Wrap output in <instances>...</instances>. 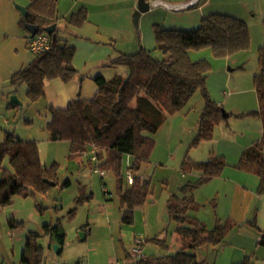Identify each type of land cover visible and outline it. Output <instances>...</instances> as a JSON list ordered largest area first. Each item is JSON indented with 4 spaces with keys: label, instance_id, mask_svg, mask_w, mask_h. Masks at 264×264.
Returning a JSON list of instances; mask_svg holds the SVG:
<instances>
[{
    "label": "trees",
    "instance_id": "trees-1",
    "mask_svg": "<svg viewBox=\"0 0 264 264\" xmlns=\"http://www.w3.org/2000/svg\"><path fill=\"white\" fill-rule=\"evenodd\" d=\"M201 1V0H200ZM57 0H29L26 15L20 19V27L34 25L39 28L35 35L46 34L47 27L58 21ZM200 3V2H199ZM199 7V4L196 6ZM87 22V10L81 8L66 21V27H81ZM58 29L47 34L50 41L48 51L39 52L25 67L15 72L8 80L14 90L20 85L26 86L28 105L41 100L47 81L58 79L68 83L77 76L72 64L75 49L67 44L65 38L55 36ZM64 33L67 30L63 31ZM33 36H30V38ZM74 37L79 36L75 35ZM155 50L164 55L163 60L151 56V52L140 48L134 54H122L109 60V66H126L129 76L114 75L109 80L101 76L92 78L96 93L90 99L70 100L65 109L47 107L48 122L46 130L49 140L67 141L70 145V158L86 154L92 147L96 149L97 166L101 171L111 172L116 180V197L121 211V222L132 225L135 209L144 206L149 200L150 180L134 175L136 163L128 169L133 175L130 186L123 185L122 160L129 156L135 162H148L153 148L151 135L155 134L164 122L166 115L174 114L187 105L192 96L199 91L204 100L198 131L192 147L201 141L212 138L216 124L225 116L213 103L206 91V78L209 64L205 61L192 62L190 50L209 48L218 58H228L250 46V34L246 24L227 14L212 13L202 17L199 26L192 31L163 29L154 25ZM258 109L248 113L256 116L262 125V134L240 156L236 168L259 179L258 192H264V21L263 45L258 49V71L253 76ZM10 109L18 105L8 101ZM7 159L8 167H2ZM90 162V160H89ZM91 163V162H90ZM226 164L222 157L212 156L206 162H194L185 159L181 165L183 172H198L193 183H186L181 191L182 197L170 195L166 202L168 218L174 221L179 249L174 255L162 257L143 256L137 264H204L197 258L196 251L212 247L218 250L235 223L217 220L212 229L189 215L196 208L193 192L219 177ZM56 165H42L35 141L15 140L12 133H5L0 143V207L11 205L15 196L28 197L35 193L44 194L50 187L44 180L57 186ZM69 181L61 184L68 187ZM83 193L74 199L75 207L68 215L73 217L78 206L90 200ZM11 230L22 222L8 221ZM65 231L60 223L47 224L41 233H28L20 264H43L44 251L38 244L39 238L49 237L50 244L62 247ZM164 244V240L153 239ZM260 243H264V237ZM212 253V252H211ZM246 259L241 264H247Z\"/></svg>",
    "mask_w": 264,
    "mask_h": 264
},
{
    "label": "rangeland",
    "instance_id": "rangeland-1",
    "mask_svg": "<svg viewBox=\"0 0 264 264\" xmlns=\"http://www.w3.org/2000/svg\"><path fill=\"white\" fill-rule=\"evenodd\" d=\"M97 2L105 4V9L96 8ZM87 3L90 18L100 21L102 33H106L111 39L95 42L110 50V59L119 53L130 55L143 48L151 52L153 58L163 60L164 55L155 50L154 25L168 30H195L199 24H193L186 14L191 12L199 14L201 8L208 11L206 15L220 13L236 17L248 28L249 48L231 57L218 58L209 48L189 51V58L192 62L205 61L209 64L206 78L208 97L222 110V113L228 115L214 126L212 138L192 147L204 108L202 95L197 91L185 107L174 114L166 115L157 132L151 135L153 148L148 162L139 163L140 172L150 180L151 194L144 206L137 208L134 212L133 224L122 225L120 228L119 243L123 255L121 260L124 263L132 261L131 250L134 239L138 237L144 241L141 247L144 256L174 255L178 251L176 241L178 239L174 231L177 224L168 218L166 200L172 194L182 197L181 188L198 178V172L188 173L181 170L184 160L187 158L201 163L208 161L212 156L222 157L227 170L236 159L233 151L241 148V151H245L246 145H249V142L252 145L258 139V134L260 135L261 121L248 113L258 109L253 76L258 71V49L263 45L264 0H201L198 8L180 13L168 12L162 7H157L139 16L137 28L133 25L135 10L129 12V0H88ZM127 28H130L128 33L124 30ZM62 34L64 33L59 27L55 36ZM80 54L81 52L78 53V58ZM108 64L109 62L107 67L100 69L89 65L83 68V75L87 73L92 78L101 76L106 80L114 75H121L125 78L129 76V69L126 66H109ZM90 84L95 90L96 85ZM12 96L17 98L21 106L14 110V117L8 118L13 125L11 131L19 139L36 142L42 165L46 167L56 165L59 184L50 186L44 194L35 193L28 197L15 196L10 206L0 207V264H20L28 233L31 231L41 233L35 232L38 224L54 225L60 221L66 234L65 243L69 245L83 236V232L77 227L82 223L81 218L86 215L88 206L96 210L107 205L112 208L114 206L118 210L115 193L116 180L111 172L105 171L104 176L101 177L93 169V164L89 162L90 150L84 155L70 158V145L67 141L49 140L46 130L48 112L44 96L35 102L43 105L39 111L33 110L35 107L33 104L29 107L24 84L20 85L16 90V95ZM4 100L0 91V103L5 104L6 107L7 101ZM14 111L9 110L11 116L14 115ZM2 167H8L7 159L4 160ZM127 173L125 158L122 160L123 185H126ZM66 180L70 183L64 188L61 184ZM213 185L205 184L193 192L196 208L189 211V215L204 223L209 230L214 225L211 220L214 219L213 211L217 198L216 188ZM81 193L84 196L91 195L89 200L91 202L89 204L85 201L84 205L78 206L74 216L68 219V212L75 207L74 199ZM115 214L117 216L118 211ZM6 216L8 220L23 223L11 230ZM118 220H120V215L118 219L117 217L115 219V221ZM153 239L165 242L160 244ZM38 244L46 252L43 264H53L50 255H52L51 252L55 253L54 244L48 247L45 237L39 238ZM215 249L218 250L217 255L220 246ZM196 254L200 261L202 258L204 260L208 258L207 262L203 261L204 264L215 256L212 247L197 250Z\"/></svg>",
    "mask_w": 264,
    "mask_h": 264
},
{
    "label": "crops",
    "instance_id": "crops-1",
    "mask_svg": "<svg viewBox=\"0 0 264 264\" xmlns=\"http://www.w3.org/2000/svg\"><path fill=\"white\" fill-rule=\"evenodd\" d=\"M87 1L88 0H57L56 9L59 19L56 22L55 28L59 30L60 27L62 33H64V30H67L66 33L58 37L65 38L67 44L75 49L72 64L77 71V76L68 83H62L58 79L50 80L45 83L43 92L44 103L47 104V107L50 106L60 110L65 109L68 102L76 98L78 94L84 99L92 98L96 93V88L94 90V87L90 84L93 83L92 77H89L87 73L83 75V68L89 65H92L95 69L107 67V63L111 58L110 50L107 47L99 46V44L95 43L111 39L107 37L108 35H106V33H102L100 27L101 22L90 18ZM137 1L138 0H129V12L135 10ZM177 1L182 0H169V2ZM28 4L29 0H0V91L5 98L4 101H7L6 107L4 106L5 104L0 103V143L4 140L5 133H12L15 140H23L16 137L14 132L11 131L13 125L11 120L8 119L14 117V110H17L12 109L14 115L11 116L9 112L11 109L8 106L9 96L16 95L17 89L14 90L10 87L8 80L19 69L27 66L35 56L27 47V42L32 35L25 27H20V19L22 16L15 7V5H19L27 8ZM104 7L105 4L97 2L96 8L102 10L105 9ZM81 8L87 10V22L79 28H74L72 26L65 28L66 21L69 17L78 12ZM196 8L198 7H194L190 10ZM206 12L208 11L205 8H201L199 14L198 12H191L186 15L187 18L192 20L193 24H199L202 17L212 14L206 15ZM124 30L127 33L130 32V28ZM75 35L80 38L74 37ZM79 52H81V54L78 58ZM33 105H35L34 111H39L43 108V105L37 103H33ZM27 116H25V119ZM224 116L226 118L228 117V115L225 114ZM259 133L260 135L258 134L257 140L261 137L262 125ZM250 144L249 142V145H246L245 150L247 146L248 148L251 146ZM241 150L242 148L233 151L236 158L235 161L233 160V165L227 168V170L224 168L219 177L207 183L210 185L214 184L213 187L216 188L217 192V202L215 201L213 211L214 219L211 220L214 224L213 227L217 220L222 223L231 220L235 223V227L229 231L223 243L220 245L219 253L207 264H241L246 259L248 260L247 264H264V243H260L261 239L264 237V192H258L259 179L256 175L236 168V164L241 154L244 152ZM124 157L126 158L127 171L132 164L136 163L134 175L141 179H146L144 174L140 172L139 163L135 162L134 159L129 156ZM124 157L123 159H125ZM126 185L130 186L127 183ZM90 202L91 201H88L89 204ZM117 205L118 210L114 208V206L112 208L107 205L96 210H93L92 206H88L86 215L81 218L82 223L77 227V229L83 232L82 238L69 245H66L64 242L63 246L59 247L58 253L51 252V262L53 264H125L124 261L121 260L123 255L119 243L121 238L120 228L124 224L121 222L119 204ZM136 210L137 209H135V211ZM116 211L119 213L117 216L115 214ZM119 215L120 220L115 221L116 217L117 219L119 218ZM67 218L70 219L72 217L68 215ZM6 221L8 223V216H6ZM38 225L35 232L40 233L42 227L46 224L42 223ZM45 238L47 239L48 247L56 244H50V238ZM176 241L179 249L178 240ZM43 251L45 254L44 248ZM207 259L204 260L202 258L201 261L207 262Z\"/></svg>",
    "mask_w": 264,
    "mask_h": 264
},
{
    "label": "water",
    "instance_id": "water-1",
    "mask_svg": "<svg viewBox=\"0 0 264 264\" xmlns=\"http://www.w3.org/2000/svg\"><path fill=\"white\" fill-rule=\"evenodd\" d=\"M199 2H200V0H182V1H177V2H169V1H164V0H151V1H149V0H138L137 6H136L135 11L133 13V25L135 28H137L139 16L142 13L149 11L150 9L162 7L164 9H166L167 11L179 13V12L188 11V10L196 7L199 4ZM15 7L17 8V10H19L21 16L26 15L27 11H26L25 7H22L19 5H15ZM24 27L32 36L37 34V32L39 31V28L37 26H34V25L25 24ZM54 30H55V25L47 27L44 30V32L46 34H52L54 32ZM9 100L11 103L16 104L18 106H21V104L19 103V101L17 100V98L15 96H11ZM44 182L50 186L55 185L53 182L48 181V180H44ZM53 249H54L55 253H58L60 248L57 244H54Z\"/></svg>",
    "mask_w": 264,
    "mask_h": 264
},
{
    "label": "built area",
    "instance_id": "built-area-1",
    "mask_svg": "<svg viewBox=\"0 0 264 264\" xmlns=\"http://www.w3.org/2000/svg\"><path fill=\"white\" fill-rule=\"evenodd\" d=\"M28 50L36 55L39 52L48 51L50 49V41L47 34L34 35L27 42ZM90 162L94 166V170L98 172V174L102 177L104 176V171H101L97 166V158H96V149L92 147L90 150ZM126 183L131 185L133 183V176L130 172L126 175ZM143 239L138 237L134 239L132 246V261L130 263L125 264H137L139 260L143 258V253L141 247L143 246Z\"/></svg>",
    "mask_w": 264,
    "mask_h": 264
}]
</instances>
